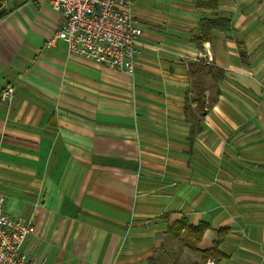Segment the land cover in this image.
<instances>
[{
    "label": "crops",
    "instance_id": "obj_1",
    "mask_svg": "<svg viewBox=\"0 0 264 264\" xmlns=\"http://www.w3.org/2000/svg\"><path fill=\"white\" fill-rule=\"evenodd\" d=\"M2 1L0 194L34 225L33 262L181 264L167 226L184 218L207 224L200 250L221 239L214 264H264V0H219L231 29L201 50L191 36L212 11L134 0L133 76L49 44L44 0ZM198 62L224 72L203 78L204 117L185 109Z\"/></svg>",
    "mask_w": 264,
    "mask_h": 264
},
{
    "label": "built area",
    "instance_id": "obj_2",
    "mask_svg": "<svg viewBox=\"0 0 264 264\" xmlns=\"http://www.w3.org/2000/svg\"><path fill=\"white\" fill-rule=\"evenodd\" d=\"M44 1L58 14V27L49 44L61 39L69 54L134 75L142 35L134 22V0ZM13 96L14 88L7 86L0 93V101L10 103ZM4 204L0 194V264H35L25 248L34 236L32 221L11 218ZM205 264L214 263L208 260Z\"/></svg>",
    "mask_w": 264,
    "mask_h": 264
},
{
    "label": "trees",
    "instance_id": "obj_3",
    "mask_svg": "<svg viewBox=\"0 0 264 264\" xmlns=\"http://www.w3.org/2000/svg\"><path fill=\"white\" fill-rule=\"evenodd\" d=\"M194 6L200 10H209L213 12L212 16L204 15L197 28V32L191 36L190 43L197 49H202L203 43L210 39L211 33L214 30L229 31L231 29V22L228 18L220 17L217 15L219 0H193ZM244 58L243 54H240ZM192 74L191 90L192 97L186 95L185 109L189 110L193 106L199 117H204L207 113V105L205 103L206 88L203 86V78L210 76L214 85H217L224 76L222 69L214 66H207L204 62H198L190 66ZM208 228L207 224L200 223L197 226L191 225L186 219L182 218L178 221L172 222L167 226V235L179 241V243L192 252H198L201 259L205 262L208 259L218 260L223 257L219 252L218 247L221 239L213 244L209 249L200 250L197 245L202 239L204 231ZM172 264H176L173 262Z\"/></svg>",
    "mask_w": 264,
    "mask_h": 264
},
{
    "label": "rangeland",
    "instance_id": "obj_4",
    "mask_svg": "<svg viewBox=\"0 0 264 264\" xmlns=\"http://www.w3.org/2000/svg\"><path fill=\"white\" fill-rule=\"evenodd\" d=\"M203 86H204V88H206L207 87L206 83L203 82ZM176 244L178 247H180L179 241L176 240ZM165 247L167 250H173L174 249V245L165 246ZM182 249L184 250V252L182 254V257L179 258V259H181V262H180L181 264H203V261H202L199 253L192 252L183 246H182ZM168 253H169V251H168Z\"/></svg>",
    "mask_w": 264,
    "mask_h": 264
},
{
    "label": "water",
    "instance_id": "obj_5",
    "mask_svg": "<svg viewBox=\"0 0 264 264\" xmlns=\"http://www.w3.org/2000/svg\"><path fill=\"white\" fill-rule=\"evenodd\" d=\"M6 11L5 7L3 6V1L0 0V15Z\"/></svg>",
    "mask_w": 264,
    "mask_h": 264
}]
</instances>
